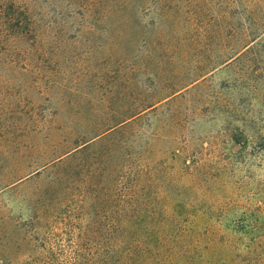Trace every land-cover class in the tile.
<instances>
[{"label":"rangeland","instance_id":"1","mask_svg":"<svg viewBox=\"0 0 264 264\" xmlns=\"http://www.w3.org/2000/svg\"><path fill=\"white\" fill-rule=\"evenodd\" d=\"M158 194L264 210V0H0V264L110 260Z\"/></svg>","mask_w":264,"mask_h":264},{"label":"trees","instance_id":"2","mask_svg":"<svg viewBox=\"0 0 264 264\" xmlns=\"http://www.w3.org/2000/svg\"><path fill=\"white\" fill-rule=\"evenodd\" d=\"M185 86L171 87L163 99L158 100V96L149 99L121 122L175 97ZM121 203L131 205L128 200ZM132 205H136L135 201ZM239 210L229 213L217 207L209 217V213L193 211L192 201L187 197L176 195L172 199L159 194L158 211L117 209L114 220L134 219L136 225L127 230L129 242L115 246L110 255L113 258L99 260L97 264H145L147 258L150 264H264L263 206ZM117 228L113 225L114 231ZM226 236L238 240L233 244Z\"/></svg>","mask_w":264,"mask_h":264}]
</instances>
